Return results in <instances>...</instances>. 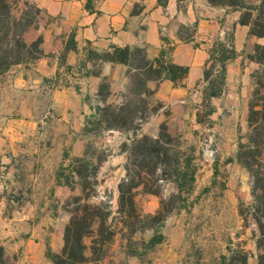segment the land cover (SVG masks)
<instances>
[{"label": "rangeland", "instance_id": "1", "mask_svg": "<svg viewBox=\"0 0 264 264\" xmlns=\"http://www.w3.org/2000/svg\"><path fill=\"white\" fill-rule=\"evenodd\" d=\"M24 3L34 1L16 0L15 15L23 12L33 16L34 10ZM252 30L255 31L253 27ZM190 33L189 29L182 30L184 37ZM259 43L249 48L252 56L255 45L264 47V38ZM88 59L90 71L96 74L101 65L97 56L91 53ZM32 68V63L20 68L13 66L0 75V246L4 248L18 238H31L44 247L41 264H54L49 256L63 252L65 230L78 205L77 198L85 199L88 195L90 204L110 205V220L118 223L117 187L125 178L126 167L131 174L142 173L141 162L128 163L131 146L143 137L157 139L160 126L170 119L171 111L168 107L160 110L156 105L146 106L150 99L142 92L153 84L149 81L146 88L142 85L147 80H156V76L133 73L129 76L127 93L117 90L111 94L108 79H101L95 91L82 92L87 114L83 121H76L71 111L53 104L52 87L68 82L65 75L55 84L49 82L48 91L15 86L21 73L34 78ZM246 68L244 79L234 86L237 93L231 95L226 92V83H221L219 68L209 66L208 82H200L184 106V111L193 117L177 121L172 132L167 129L172 136V144L167 146L172 149L171 159L179 153L182 160H190V170H194L195 181L189 190H183L180 200L174 199L178 191L168 179L171 172L162 166V158L147 161V171L154 174L143 180L147 188L135 190L141 223L137 224L138 231L132 240L137 244L145 242L155 230H160L164 241L152 251L140 249L139 257H130L126 240L118 234L106 247L102 264H220L221 255L229 258L232 253L246 251L247 239L252 233L258 235L251 217V194L256 185L236 158L238 153L244 156V152L254 155L259 152L251 146L258 136L256 125L264 119V65ZM140 80L143 84L138 85ZM241 88L247 89L248 94H241ZM219 89L225 92L218 98H210V92ZM133 92L142 95L136 98ZM97 104L114 113L115 108L123 105L126 127L108 130L106 124L97 122L93 110ZM249 106H253L251 115ZM151 107L156 109L151 111ZM141 117L144 119L140 120ZM158 119H162L160 123ZM132 128L138 130L133 133ZM78 169L83 179L73 172ZM60 170L61 183L67 187L57 184ZM253 172L262 179L263 164L253 165ZM82 185L87 189L83 196ZM244 187L248 189L247 201ZM162 201L164 211L170 214L161 227L157 220L144 217L154 215ZM257 241L261 247L264 245L262 240ZM89 242L90 239L84 240L86 245ZM54 247H61L60 252H55Z\"/></svg>", "mask_w": 264, "mask_h": 264}, {"label": "crops", "instance_id": "2", "mask_svg": "<svg viewBox=\"0 0 264 264\" xmlns=\"http://www.w3.org/2000/svg\"><path fill=\"white\" fill-rule=\"evenodd\" d=\"M33 1L42 12L36 27L24 34V41L29 44L41 37L43 55L33 65L34 78L21 73L15 79V86L48 91L49 82L55 84L65 75L68 82L52 87L53 104L58 109L71 111L76 121H83L87 114L88 106L82 100V92L87 89L88 92L95 91L101 79H108L111 94L117 90L127 93L129 76L134 73L127 66L98 60L100 70L96 74L90 71L89 55L104 53L112 46L141 50L146 61L154 67L164 51L171 63L187 68L186 77L177 86L163 79L150 98L151 106L159 103L163 106L160 110L170 108V119L164 122L169 132L174 130L177 121L193 117L184 111V106L194 88L202 82L210 50L220 44L228 46L229 33L233 34L231 45L235 56L225 66L226 92L237 93L234 86L244 79L248 65L258 67L251 60L249 48L260 44L264 37L257 38L252 26L239 23L241 12L238 9L214 7L208 0H167L165 8L159 6L157 0ZM183 29L190 30L189 37L182 35ZM241 94H248V90L241 88ZM156 117L159 118L158 114ZM161 120L158 119V123ZM246 181L244 174V183ZM247 190L244 187L246 201L249 200ZM53 250L60 252L61 247ZM246 251L249 254L247 264H257L255 238L247 239ZM4 253L8 264H41L44 261L43 245L31 241V238H18L9 245L5 244Z\"/></svg>", "mask_w": 264, "mask_h": 264}, {"label": "trees", "instance_id": "3", "mask_svg": "<svg viewBox=\"0 0 264 264\" xmlns=\"http://www.w3.org/2000/svg\"><path fill=\"white\" fill-rule=\"evenodd\" d=\"M15 1L0 0V75L6 73L13 66H27L30 63L34 65L43 55L41 37H38L34 42L29 44L24 41V34L31 28L36 27L38 17L42 11L35 3H24L25 7L29 6L31 10H34L33 16L23 12L15 15L13 9ZM246 1L256 3L247 4ZM157 3L162 8H165L167 0H157ZM208 3L214 7L241 10L239 23L244 26H252L255 29L254 35L257 38L264 37V0H208ZM162 39L165 40L164 38ZM227 39L228 46L220 44L210 50L207 67L203 71L202 82H208L209 80V66L219 68L221 83L225 82V66L235 56V51L231 45L233 34L229 33ZM259 50L262 53H259ZM167 54L164 51L160 53L158 60L155 62L156 67L146 61L145 55L141 50L136 49L131 51L128 47L120 48L112 46L109 51L95 55L97 56V60H100L102 63L127 66L137 76H143V73L149 77L155 75L156 80H147L144 84L141 80L138 81V85L143 84L142 86L145 88L149 81L154 83L152 89L148 87L142 92L149 100L154 95L158 83L163 79L170 80L174 86H177L187 75V68L171 63ZM251 60L263 66L264 47L255 45ZM142 93L133 92L132 95L139 98ZM221 94L222 90L219 89L218 91H211L209 95L210 98H215ZM145 105H150L149 101L145 102ZM156 107L161 109L163 106L158 103ZM249 107L251 115L253 106ZM155 109V107L150 108L151 111ZM93 110L97 114V122L106 124L108 130L120 131L121 128L127 125L123 114L125 112L123 105L115 108V113L110 112L108 107L99 104L95 105ZM139 119L143 120L144 118L141 117ZM256 126L258 136L252 141L254 145L251 148L259 150L258 154L254 155L244 152L243 156L241 153H238L236 161L246 169L250 177L254 179L253 183L256 185L251 194V217L257 227L258 235L256 236L252 233V238L256 239L258 250L257 264H264V245L261 247L257 241L260 239L264 242V177L260 179L259 173L254 174L253 172V165L262 163L264 167V119L258 122ZM130 130L135 133L138 129L132 128ZM171 137L164 123L160 126V134L157 139L143 137L133 142L129 151L128 163L133 165V163L135 164L138 161L141 162L142 173L131 174V170L126 167L125 178L117 187L115 213L119 216L118 223H115L113 219L110 220V216L112 215V207L110 205L105 207L103 202L90 204L88 203V195L84 196L85 199L81 197L76 199V204L78 205L65 230L63 252L61 255L50 254L49 256L54 264H102L105 259L106 247L114 241V238L118 234L122 237V240H126V250L130 257H139L140 249H143L144 252L152 251L155 246L164 241V235L160 230H155L154 234L145 242L137 244L132 240V236L138 231L137 224L141 223V216L137 213L135 203V190L141 186L144 189L147 188L143 180H146L147 176L154 174V172L149 173L147 171V161L152 158H162V166L169 168L171 173H168V175L170 174L168 179L175 185L178 191L174 199L180 200L183 190H189L192 187L195 176L194 170H190V160H182L179 153L174 156V160L171 159L172 149H169L172 144ZM240 148L242 147L240 146ZM245 149L246 147L244 146ZM73 172H75L79 179H83V173L79 169ZM61 176L60 170L56 175L57 184L67 187V184L61 183ZM136 178H138L137 181ZM86 190L82 185V196L85 195ZM147 192L148 194L158 195V193H152L151 191ZM84 200L86 201L82 204ZM164 209L165 206L162 201L158 211L154 215L145 216L144 219L157 220L158 224L162 227L167 215L170 214V211L166 212ZM95 226L96 230H94ZM127 233L129 237H126ZM85 239H90L89 245L84 243ZM227 248L229 250V247ZM248 257V252L244 251L232 253V256L229 258L226 255H221L219 259L220 264H247ZM0 264H8L4 258V248L2 246H0Z\"/></svg>", "mask_w": 264, "mask_h": 264}, {"label": "built area", "instance_id": "4", "mask_svg": "<svg viewBox=\"0 0 264 264\" xmlns=\"http://www.w3.org/2000/svg\"><path fill=\"white\" fill-rule=\"evenodd\" d=\"M168 47H171V45H168Z\"/></svg>", "mask_w": 264, "mask_h": 264}]
</instances>
